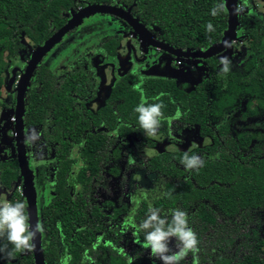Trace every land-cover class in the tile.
Segmentation results:
<instances>
[{"label": "flooded vegetation", "instance_id": "1", "mask_svg": "<svg viewBox=\"0 0 264 264\" xmlns=\"http://www.w3.org/2000/svg\"><path fill=\"white\" fill-rule=\"evenodd\" d=\"M205 1L207 6L203 7ZM256 1L264 2L237 0L241 9L237 37L230 47L208 57L202 55L220 44L228 30L225 0H67L68 10L61 13L49 38L32 48L24 35L14 51L0 49V201L25 202L31 228L40 223L44 229L37 232L33 251L17 252L9 244L14 258L9 260L7 253H0V264H129V257L133 264H163L142 246L145 233L137 230L146 217L135 216V203L148 191H162L154 185L157 174L140 165L162 153L194 151L211 140L200 137L199 124L179 118L172 120L169 133L159 128L155 136H147L135 112L142 95L145 98L142 86L173 80L183 91L176 79L154 74L165 56L173 59L172 68L182 71H187L186 64L203 67L204 80L212 67L221 73L223 54L241 48L244 56L236 62L238 70L230 66L228 80L221 78L216 85L224 88L229 81L237 84L240 77L247 78L250 73L243 70V61L253 43L240 34L254 32L260 22L264 27V12L257 10ZM222 3L226 24H213V33L222 35L214 42L200 40L197 30L206 31L203 17L212 15V9ZM94 6H108L117 15L95 13L82 18L37 63L22 93V79L37 49L81 11ZM174 12L188 18L175 26L170 18ZM173 31L184 32V40L173 41ZM262 64L264 67V58ZM262 77L264 82V73ZM152 87L156 89L154 82ZM240 94L243 101L237 99L231 108L235 112L225 109L224 114L213 113L211 121L232 116V135L246 133L251 137L247 146L241 147L249 155L254 147L264 146V108L256 95ZM252 99L257 103L253 113L247 106ZM218 110L214 106V112ZM235 117L246 119L237 131L231 127ZM247 128L253 133L246 132ZM187 131L190 138L185 137ZM158 143L164 144L161 152H157ZM147 151L154 154L142 158ZM116 157L126 162L122 170L113 168ZM66 164L70 166L68 174L61 169ZM132 166L153 176L151 188L129 190L126 181ZM113 179L122 186L107 195ZM231 219L218 217L216 226L208 225L201 235L203 248L195 257L189 253L181 264H216L222 252L230 256L225 257L231 258L232 264L246 257L250 264H264V203L246 212V217ZM171 239L177 243L175 237ZM5 243L6 238L0 239V245Z\"/></svg>", "mask_w": 264, "mask_h": 264}, {"label": "trees", "instance_id": "2", "mask_svg": "<svg viewBox=\"0 0 264 264\" xmlns=\"http://www.w3.org/2000/svg\"><path fill=\"white\" fill-rule=\"evenodd\" d=\"M198 1L201 3L204 0ZM67 3V0H0V49L8 48L14 51L17 45H21L20 37L24 35H27L30 47L34 48L39 45L49 38L53 33V28L59 25L61 13L68 10ZM206 3L205 1L203 7L207 6ZM226 17L225 10L221 9L216 17L205 15L203 24L207 25L211 22L224 27ZM170 18L176 26V23H184L188 17L174 12ZM41 23H45L44 27H40ZM261 24L262 22L257 24L254 32L248 33L247 31L240 34L248 36L247 40L252 39L253 44L243 61V70L249 72L250 75L247 78L240 77L237 84L229 81L224 88L218 87L216 83L221 78L223 81L228 80V77L226 79V74L222 72L215 73L212 67L209 78L200 81L189 92L180 90L173 80H156L146 82L142 86L148 103H162L164 106L160 128L165 133H169L172 120L179 118L186 122L199 124L201 126L200 137H209L211 142L194 151L162 153L148 159L144 164L140 163L142 168L145 167L157 174L154 185L162 191L158 189L148 191L146 193L148 195H144L140 203L136 202L135 216L147 217L150 207L160 209L162 216H170L171 210L174 209L187 212L189 227L197 234L200 250L203 248L200 244L201 235L207 231L208 225H217L218 217L224 221L232 220L231 218L237 215L243 218L246 217V212L264 203V146H256L253 152L246 155L241 151V147H246L251 137L246 133L232 135L229 128L232 116L219 122L212 123L211 121L213 113L224 114L225 109L230 110L237 99L243 101L241 92L256 95L258 103H262L261 106L264 108V82L262 81L264 27ZM197 33L200 40L203 38L211 42L222 35H219V32L202 31L201 28L197 30ZM172 35L176 43L184 40L182 31H173ZM2 65L0 60V71ZM252 74H254L253 77ZM230 79L232 78L229 77ZM153 82L155 90L152 89ZM127 90L131 91V94L139 95L131 88ZM161 93H163L162 96ZM215 93L218 95V100L214 99ZM213 105L219 110L214 112ZM69 109L71 111L70 105ZM231 110V113L235 112L234 109ZM178 111L180 115L177 117ZM77 113H80L79 108H77ZM112 115L115 116V114ZM185 152L189 155L200 156L204 160L203 167L199 170H187L181 162ZM67 165L61 168L64 174H68L66 170L70 166ZM81 177H85V174ZM85 180L82 179V182ZM206 248L211 247L206 245ZM220 256L216 257V264H232L231 258L225 257L226 253L222 252ZM248 261L250 262L251 259ZM239 264L250 263L247 262L246 257Z\"/></svg>", "mask_w": 264, "mask_h": 264}, {"label": "clouds", "instance_id": "3", "mask_svg": "<svg viewBox=\"0 0 264 264\" xmlns=\"http://www.w3.org/2000/svg\"><path fill=\"white\" fill-rule=\"evenodd\" d=\"M220 4L212 9V15H217V9H224ZM241 11L237 7V12ZM207 32L215 31L211 22L206 25ZM228 47V42H225ZM223 66L221 72L227 74L230 71L231 61L225 56L220 58ZM161 96L163 93L160 94ZM159 99V97H156ZM162 103H148L141 97L140 104L135 108L138 113L140 128L147 136H155L161 126L163 119ZM180 115L177 112V117ZM171 121V118H169ZM189 171L199 170L204 165V160L198 155H189L184 153L181 161ZM171 220L167 215H161L158 208H149V214L146 219L138 226V231L145 233L142 246L151 250V255L163 261V264H181L189 253L193 256L199 252V241L196 232L189 227L188 213L174 209L170 212ZM43 226L37 223L35 229H32L29 223V216L26 214V203L16 201H0V239L6 238L7 243L0 245V253H7L9 260L13 259L12 251H9L8 245L13 246L17 252H31L34 250V238L37 232L42 233ZM176 238V248L178 251L173 252L169 247L171 238ZM129 264H133V259L129 257Z\"/></svg>", "mask_w": 264, "mask_h": 264}, {"label": "rangeland", "instance_id": "4", "mask_svg": "<svg viewBox=\"0 0 264 264\" xmlns=\"http://www.w3.org/2000/svg\"><path fill=\"white\" fill-rule=\"evenodd\" d=\"M255 6L257 8V10H259V12H264V2H255ZM242 49H239V51L236 50H230L227 51L225 54H223L221 57H227L230 61H231V67L234 70H238L236 69V62L240 61L243 56H244V49L242 52ZM173 59L170 58L169 56H165L160 64L154 69V74L161 76V77H167V78H174L178 81L179 87L181 89H183V91L185 90V92H189L191 90H193L197 84H199V82L202 80L203 76H204V71L205 69L201 66L199 67H195L194 65L191 64H185L187 65V71H182L180 70L178 67H171L170 63H173ZM107 77V75H105ZM255 99H252L250 104H248V110L251 111L252 113L255 111V108L257 106V103H255ZM255 106V107H254ZM251 109V110H250ZM247 110V111H248ZM246 119H244L245 121ZM243 119L239 118V117H235L233 118V120L231 121V127H233L235 131H237L236 129L241 128L245 123ZM178 129V128H177ZM177 129L175 128L174 130L177 131ZM246 132L251 133L252 129L251 128H247ZM253 133V132H252ZM192 134L187 131L185 134L186 138H190ZM194 138L196 139L194 142L198 143L199 140L197 138V136L194 135ZM193 142L191 147H193ZM164 146V144L160 145L158 143V149L157 152H161L162 151V147ZM185 149H188L189 147L185 146ZM244 153H247L246 149H243ZM152 154H154V152H149L147 151L144 154H142V158L145 157L148 158L149 156H151ZM117 157L115 158V161L112 162V164H114L113 168H118L120 170H122V168L125 166V160L123 159H118L116 160ZM110 165V164H109ZM129 179L127 178V187L129 188V190H133V191H145L149 188H151L150 186L153 183V176L150 175L149 173L145 172V171H140L138 170L136 167L132 166L129 169L128 172V176ZM122 183H120V181L118 182L117 179H113L112 183H111V188L108 191L107 195H112V192L115 190V187L120 186ZM122 186V185H121ZM169 247L172 249L173 252L177 251L176 248V243L173 242V240L171 239Z\"/></svg>", "mask_w": 264, "mask_h": 264}, {"label": "water", "instance_id": "5", "mask_svg": "<svg viewBox=\"0 0 264 264\" xmlns=\"http://www.w3.org/2000/svg\"><path fill=\"white\" fill-rule=\"evenodd\" d=\"M226 7L228 9L229 18H228V30L224 33V37L222 42L218 45H214L202 55V57L212 56L213 54H217V52L223 51L225 48L231 46V41H233L237 37L236 28L238 25V16H237V0H225ZM95 13H111L117 15L110 7L108 6H94L81 11L71 22H69L63 29H61L58 33L53 35L44 46L37 49L35 54L33 55L32 61L27 68L25 75L22 79L24 82L22 93L25 92L27 88L28 82L31 78V75L36 68L37 63L43 58V56L57 43L62 37L67 33L69 29L73 26L78 25L79 22L84 17H88ZM120 15V14H119ZM225 42H228L229 46H225ZM171 49V48H170ZM172 53H177V50H170Z\"/></svg>", "mask_w": 264, "mask_h": 264}]
</instances>
